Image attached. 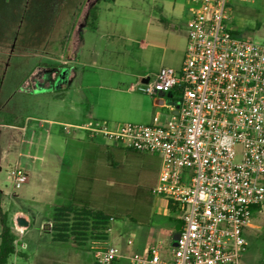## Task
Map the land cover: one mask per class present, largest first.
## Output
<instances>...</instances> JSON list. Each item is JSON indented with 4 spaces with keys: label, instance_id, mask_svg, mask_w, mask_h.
<instances>
[{
    "label": "crops",
    "instance_id": "1",
    "mask_svg": "<svg viewBox=\"0 0 264 264\" xmlns=\"http://www.w3.org/2000/svg\"><path fill=\"white\" fill-rule=\"evenodd\" d=\"M88 2L78 29L77 52L63 59L61 72H54L51 55L44 62L27 57L24 47H34L35 38H30L28 46L19 38L20 12L7 30L0 24L1 210L21 199L7 191V184L13 187L7 171L13 167L20 168L27 180L30 169L36 168L48 179L43 215L20 210V217L13 216V226L8 216L15 251L7 264H70V253L75 257L84 253L72 242L53 239L51 224L57 209L67 212L65 217L72 222L82 218L79 213L86 209L110 216L105 242L118 250L115 264H129L132 253L145 255L151 246L162 262L172 260V236L182 224L164 199L153 201L141 223L124 219L113 232L115 219L110 211L118 208L116 164L125 147L82 127L89 121L115 127L133 114H146V118L132 119L139 124H163L170 118L178 87L166 94L146 95L137 86L153 82L162 67L180 70L195 4L188 0ZM42 161L45 165L37 167ZM18 219L27 225L20 226Z\"/></svg>",
    "mask_w": 264,
    "mask_h": 264
},
{
    "label": "built area",
    "instance_id": "2",
    "mask_svg": "<svg viewBox=\"0 0 264 264\" xmlns=\"http://www.w3.org/2000/svg\"><path fill=\"white\" fill-rule=\"evenodd\" d=\"M195 4L179 71L162 67L137 90L146 95L180 90L163 124L89 121L83 129L160 165L151 193L166 200L182 226L172 260L151 246L129 264H239L247 252L245 229L264 208V44L236 37L228 25L237 0ZM238 158V161H236ZM15 189L27 181L13 167ZM131 243L130 240L127 241ZM93 264H115L118 250L91 244Z\"/></svg>",
    "mask_w": 264,
    "mask_h": 264
},
{
    "label": "rangeland",
    "instance_id": "3",
    "mask_svg": "<svg viewBox=\"0 0 264 264\" xmlns=\"http://www.w3.org/2000/svg\"><path fill=\"white\" fill-rule=\"evenodd\" d=\"M88 3V0H0L1 28L7 30L9 26L11 27L12 23H14V15L20 12L21 23H19L20 26L17 24L18 28H16L17 34H21L19 38H21L23 42L25 41V43H23L25 46L30 44L31 37L32 40L33 37L35 38L34 47H24L26 49V55L29 54L27 57L30 58L32 62L35 60L44 62L46 57L51 55L54 58V72H61L60 67L63 64V59H67L69 55L71 56V54L77 52L78 29L83 22ZM230 9L228 25L232 29L234 35L243 40L264 44V0H237L230 5ZM75 25L77 26L76 29L74 27ZM73 66L77 67V65ZM56 93L55 91V94ZM56 113V110H54V114ZM136 117L143 119L146 118V114H140L139 116L134 114L133 116L127 115L125 120L119 121L117 124H139L132 120ZM97 138L104 139V137L100 135H97ZM40 145V148H42V144ZM118 145L122 146L120 144ZM123 150H125L123 151L124 155H120V162L116 164L117 168L120 166L122 169V171L117 170L119 173L118 182H125L132 186H136L141 192V199L146 200V202L142 200L139 201L136 206L138 213L134 212L132 214V217L139 222V214L148 209H146V207H148L147 205L150 203L152 204L153 201L162 199L151 193V189L156 182L160 161L159 158L154 155L151 156L138 153V155L135 154V156H132L126 148ZM40 152L42 153V150ZM236 161H238V158H236ZM43 165H45L44 161L39 163L37 167ZM47 180L45 172L36 168L35 170L30 169L29 179L21 188L15 189L7 184V191L10 192L14 198H16V195L21 198L17 202L6 203L5 213L8 223V216L10 215L12 226L16 224L13 216L18 214V217H20V210L25 212L30 211L34 213L35 217L43 215L42 206L48 200V193H46L44 189ZM128 207L132 211L135 205H132L130 202H121L117 209L109 210L114 215L118 212L120 214V217L115 219L112 223L113 232L117 231L120 227V221L124 219L130 220L123 214ZM148 211H146V213H148ZM59 215H61V217H59L60 221L67 222L56 223L66 224V241L72 242L80 246V248H84L82 251L84 253H80V257H75L70 253L68 259L69 263L77 264L79 260L80 264L81 262L90 264L91 258H93L90 245L94 243H104L107 229L102 231L98 229V226H92L90 219H88L87 227H85V229H80L78 232L81 234L77 237L79 241H75V237H73L69 231L72 218H66V212H58L57 216ZM173 215L176 216L175 213ZM142 218L143 217H141V219ZM130 221L134 222L133 220ZM55 226V224H51L52 234V229H58ZM123 237L126 238L127 236L125 235ZM245 237L247 252L241 257L239 264H264V208L253 215L251 227L249 230H246Z\"/></svg>",
    "mask_w": 264,
    "mask_h": 264
},
{
    "label": "trees",
    "instance_id": "4",
    "mask_svg": "<svg viewBox=\"0 0 264 264\" xmlns=\"http://www.w3.org/2000/svg\"><path fill=\"white\" fill-rule=\"evenodd\" d=\"M90 17H91V26H93L94 20H95V13H94V9L90 12ZM132 156H135V154L138 155V153L136 151H134L131 148H127L125 147ZM118 171H122L121 167L119 166ZM114 188V187H113ZM117 192V207H119V205L121 204V202H130L132 203V205L134 204L135 207H133L132 211L131 209L128 207L125 209L124 211V216L129 218L130 220H133L134 222L136 221V219L134 217H132V214L138 213L137 211V203L139 201H145L144 199H141V192L138 188H136V186H132L131 184L125 183V182H118L114 188ZM148 207H146V209H149V206L151 207V203L147 205ZM168 207L169 209L173 210V207L168 203ZM145 210V212H142L141 214L144 215L145 217L147 216V213ZM130 211V212H129ZM63 213L64 211H62L61 209H57L53 215V225L55 224L58 229L57 230H53V239L56 241H65L67 236H66V224H56V223H67L66 221L62 222L59 220V217H61V215L57 216V213ZM67 213V212H66ZM80 216L82 218H79V220H76L77 222H72L69 228V231L71 232V235L74 238L75 241H79L77 237H79L81 234L78 233L80 229H85V227H87V220L90 219L92 226H98L100 230L104 231L107 229L109 220H110V216L105 215L102 211H92L90 209H86V210H82L80 211ZM141 214H139V222L141 223L144 216H142ZM118 217H120L119 212L116 215H112L113 219H117ZM137 217V216H136ZM141 217H143L141 219ZM137 222V221H136ZM0 264H7V259L9 257V255L14 253V235L12 233L11 230V226L8 223L7 220V216L6 213L3 212L0 208Z\"/></svg>",
    "mask_w": 264,
    "mask_h": 264
},
{
    "label": "water",
    "instance_id": "5",
    "mask_svg": "<svg viewBox=\"0 0 264 264\" xmlns=\"http://www.w3.org/2000/svg\"><path fill=\"white\" fill-rule=\"evenodd\" d=\"M17 223L20 226H26L27 225V222L25 220H23V219H18ZM178 237H179V233L178 232L173 234V236H172V246H174V247L176 246V240L178 239Z\"/></svg>",
    "mask_w": 264,
    "mask_h": 264
}]
</instances>
